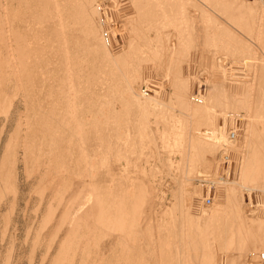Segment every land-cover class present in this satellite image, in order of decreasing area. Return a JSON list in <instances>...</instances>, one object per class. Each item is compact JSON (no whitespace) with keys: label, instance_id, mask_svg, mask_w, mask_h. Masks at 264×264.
I'll list each match as a JSON object with an SVG mask.
<instances>
[{"label":"bare ground","instance_id":"1","mask_svg":"<svg viewBox=\"0 0 264 264\" xmlns=\"http://www.w3.org/2000/svg\"><path fill=\"white\" fill-rule=\"evenodd\" d=\"M117 1L7 0L5 11L0 8L8 16V29L2 32L0 23V63L9 67L16 93L19 79L27 92L15 128L5 131L7 117L0 122V215L5 224L0 234H7L22 186L34 177L42 211L28 249L32 253L44 246L39 264L46 263L50 249L48 264H216L215 251L223 249L224 264H264V219L246 213L245 201V191H264V58L256 55L257 50L264 53V1L130 0L132 10L124 14L117 13ZM215 13L228 15L234 24L217 25ZM231 40L240 48L232 54H253L249 73H232L227 81L231 71L227 76L224 66L215 73L210 67L201 73L204 81L196 80L189 71L191 54L205 45L213 52L216 47L227 51ZM147 66L156 69V78L170 79L168 99L160 97L154 76L155 83L146 82L154 70L145 74ZM218 95L221 102L213 105ZM3 100V108L8 107ZM237 108L246 115L238 139L235 131L224 135L218 123ZM224 139L230 140L219 149ZM224 148L240 152L235 176L200 177L214 186L223 184L222 204L207 208L191 172L200 161L216 172ZM165 150L181 155L180 177H173L178 185L169 201L168 181L156 177L169 174L174 165ZM221 159L230 162L226 151ZM120 160L122 168L116 171L113 162ZM185 221L192 225L190 235L183 233ZM29 232H24L27 238ZM215 238L224 239L218 251ZM11 246L6 264L12 260Z\"/></svg>","mask_w":264,"mask_h":264},{"label":"rangeland","instance_id":"2","mask_svg":"<svg viewBox=\"0 0 264 264\" xmlns=\"http://www.w3.org/2000/svg\"><path fill=\"white\" fill-rule=\"evenodd\" d=\"M6 1L7 0H0V8H3V9H1V11L2 10H4V8H5V6L7 5L6 4ZM121 1V2H120ZM126 1V2H125ZM240 1H242V0H240ZM254 1H258V0H243V2H245V3H249V2H254ZM262 1H264V0H262ZM122 2H125V3H123L124 5H122L121 3ZM119 3V4H118ZM126 4V5H125ZM117 5H119L118 7H119V10H118V12L117 13H123L124 14V12H127V11H130V10H132V4H131V2H130V0H118L117 1ZM127 7V8H126ZM131 8V9H130ZM130 9V10H129ZM18 10H19V12L18 13H22V14H19L18 15V13H17V15L18 16H20L21 17V19L23 18V16H24V7H22L21 9L20 8H18ZM0 11V14H1V16H0V23H2V29H1V31L3 32V30L4 29H8V16H7V13L5 12H1ZM5 11V10H4ZM109 12V11H108ZM110 14V12L108 13V15ZM218 14H220V13H218ZM218 15L215 13L214 14V17H216V21L215 22H217V25L218 24H220V21H223V23H225L226 25H229V22L230 23H232V24H234V22L230 19L229 20V17H227V19H226V16H228V15H226V14H224V13H221V16L219 15L218 17H217ZM109 17V16H108ZM220 17V18H219ZM222 17V18H221ZM17 23L19 22V17L17 18ZM218 20V21H217ZM21 22L20 23H18V24H21V25H19V26H21V27H23L24 25H22V24H25V22L24 21H22V20H20ZM228 21V22H227ZM4 22H6V23H4ZM222 22H221V24H223ZM216 24V23H215ZM224 25V24H223ZM21 27H20V29H21ZM238 32V31H237ZM8 33H9V31H8ZM218 33V32H217ZM239 33V36H242V34H241V32H238ZM6 34H7V32H6ZM244 39H246V41H247V38H245L244 36H242ZM254 39V38H253ZM227 41H229V40H227ZM249 42H250V40H248ZM231 42V43H230ZM229 42V44H227L228 46L229 45H231V47L233 48V49H229V48H231L230 46L229 47H227L228 48V50L227 51H229L228 53H227V51H223V50H221L219 47H216L215 49H214V52H213V48L211 49L212 50V55H210V52L209 51H211V50H209L210 48H208V47H206V45L204 46L205 48H200V49H203V51L202 50H200V51H198V52H200V53H195V54H198V55H196L195 56V54H191L192 55V60L190 61V63L192 64L191 66L193 67H191L190 66V70L189 71H192L191 73H193V76L195 77L196 76V80L198 79V80H200V81H204L205 79H203L202 77H203V75H201V73H205L204 71H206L205 69H210V71L212 70V68H213V72L215 73V71L218 69V68H222V71H224V69H227V70H225V72L224 73H226L227 74V76H228V72H230L231 71V74L227 77V79L229 78V77H232V73H237V75L238 76H240V75H242L243 77H244V75H246V73L245 72H247V74L249 73V65H248V61L251 59L250 57H252V53H250L249 55H248V53H242V55H238V54H232V51H238V50H240V48L238 49L237 48V46L238 45H233L232 43H233V41L231 40ZM250 43H252V42H250ZM233 45V46H232ZM234 46H236V47H234ZM262 50L261 51H264V44H262ZM208 48V49H207ZM254 48V47H253ZM206 49V50H205ZM258 49V48H257ZM209 50V51H208ZM219 50H221V52H219ZM231 50V51H230ZM207 51H208V53H207ZM217 51V52H216ZM203 52H205V55L203 54ZM225 52H226V55H225ZM215 53H217L216 55H215ZM218 53L220 54V55H218ZM223 53V54H222ZM263 53V52H262ZM259 50H257V52H256V55L257 56H262V58H264V53H263V55H260V54H262ZM201 54V55H200ZM207 54V55H206ZM229 54V55H228ZM199 55L201 56V57H199ZM255 55V56H256ZM205 56V57H204ZM214 56H216V59H214ZM246 56V57H245ZM250 56V57H249ZM196 57V58H195ZM199 59H198V58ZM218 57V58H217ZM225 57V58H224ZM244 57V58H243ZM194 58H195V61H193L194 60ZM210 58H212V60L210 59ZM221 58H223L222 60H221ZM239 58V59H238ZM202 61H201V60ZM241 59V60H240ZM197 60V61H196ZM205 60V61H204ZM211 60V61H210ZM216 60V62H217V60H218V62L216 63V62H214ZM244 60V61H243ZM252 60V59H251ZM200 61H201V63H200ZM207 61V62H206ZM193 62L195 63V62H199L198 64L200 65H198V64H196L195 63V65L193 64ZM212 62H214V64L216 63V64H220V66L218 67V66H216V64H215V66H216V69H215V66H213L214 64H211ZM240 62V63H239ZM205 63L207 64V65H205ZM210 63V64H209ZM222 64V65H221ZM246 64V65H245ZM196 65H198L199 66V71H198V68L195 70V66ZM211 65V66H210ZM149 66H153V65H149ZM198 66H196V67H198ZM206 68H205V67ZM222 66V67H221ZM225 68H224V67ZM248 66V67H247ZM210 67H212V68H210ZM247 67V68H246ZM203 68V69H202ZM224 68V69H223ZM148 69V66L146 67V68H144V72H145V74H149V72L148 71H146ZM154 68L152 67V68H150V70L149 71H151V70H153ZM191 69H193V70H195V71H193V70H191ZM243 71H242V70ZM247 69V70H246ZM156 69H154L153 71H155ZM158 70V69H157ZM207 70V71H208ZM235 70V71H234ZM236 70H241V72H239V71H236ZM246 70V71H245ZM153 71H151V79H149V75L147 76L146 75V82H148L149 80H151L153 83H155V82H157L156 84H158V85H161V89L159 88V91L161 90V93L163 92L164 93V95H163V93L161 94L160 93V97L161 98H165V100H166V98L168 99V93L167 92H169V88H170V79L169 78H167V77H165V78H163L162 80L160 79V78H156L155 77V73H156V71L153 73ZM210 71H208L207 72V74H209V72ZM195 72H199V73H196V75H195ZM243 72V73H242ZM210 73H212V72H210ZM197 74H198V78H197ZM200 74V75H199ZM244 74V75H243ZM153 76H154V81H153ZM241 76V77H242ZM148 78V79H147ZM202 78V79H201ZM158 79H160V81L158 80ZM166 79V80H165ZM167 79H169V80H167ZM230 79H228L227 81H229ZM22 82H24L22 79H19V89L17 90V93H16V86H15V84H14V78L12 77V75L10 74V71H9V67L5 64V62H2V63H0V90H2L1 92H0V96H1V98L2 97H4L7 101L5 102V99L3 100L6 104H8V107H6V106H4L5 108H3V102H2V100H1V102H0V104L2 103V107L0 108V110L1 111H3L4 110V112H3V114H2V112L0 113V122L3 120V118H5V117H7V119L9 120H7V124H6V126H5V131H7V132H9V130H12L13 129V126H14V128H15V126L17 125L16 123H17V115L19 116V114H18V110L19 111H22V112H24L25 111V109H24V100L22 99L23 98V96H24V93H25V95H27V92H24V91H26V90H24L25 88H23V87H25V85H23V83ZM199 83V82H198ZM169 84V85H168ZM163 85V86H162ZM167 85V86H166ZM141 86H144V83H142V85ZM195 86V85H194ZM21 87V88H20ZM160 87V86H159ZM195 88V87H194ZM162 89H163V91H162ZM205 89V88H204ZM4 90V91H3ZM203 90V89H202ZM204 91V90H203ZM16 93V94H15ZM15 94V95H14ZM165 94H166V96H165ZM13 95V96H12ZM15 97V99H13V100H11V98L12 97ZM222 96L221 95H218V96H216L215 98H213V102H212V104L214 103V104H219L220 102H221V98ZM21 99V100H20ZM216 99V100H215ZM9 101H10V103H11V105H10V103H9ZM22 102V103H21ZM213 104V105H214ZM217 104V105H218ZM216 105V106H217ZM219 108V107H218ZM21 109V110H20ZM237 109H240V110H237ZM235 111L234 110H232L233 112H228V113H226V112H224V111H221V113L223 112V113H226V116L223 118V121L221 120H218V123H220L221 125H222V127H223V129H225V130H223L222 129V131H224L223 132V134L225 135V134H228V131H235V138H239L240 136H241V134H242V129H243V126H244V117L246 116V115H244V110H241V108H237ZM6 110V111H5ZM230 110V111H231ZM7 112V113H6ZM235 112V113H234ZM238 112V113H237ZM6 113V114H5ZM3 116V117H2ZM13 116V117H12ZM243 118V119H242ZM21 119H23L22 117H21ZM152 119V118H151ZM219 119V118H218ZM222 119V118H221ZM225 119V120H224ZM152 121V120H151ZM154 124V122L152 121L151 122V127L154 129L155 128V124ZM16 124V125H15ZM241 128V129H240ZM239 129V130H238ZM224 138H226V136H224ZM234 138V139H235ZM226 140H227V142H228V140H230V139H224V141L222 140V141H220V143L221 142H223V144H221V145H219V149L220 148H222V147H224L225 145L227 146V143H226ZM225 142V143H224ZM225 146V147H226ZM225 149V148H224ZM172 151V152H171ZM174 151V152H173ZM224 151H226L227 153H228V155H229V157H230V162L227 164L226 163V160L227 159H221L222 158V152H224ZM221 152V151H220ZM219 155V159L218 160H221V161H219L220 163H219V165H220V167L218 168V170H216V172H212L213 171V169L211 168V169H209L208 168V170H207V168L206 167H203V165L200 163V162H196V164H195V166L193 167V169H195V170H193L194 172H191V173H193L192 175L194 176V178H193V182H192V184L194 185V187H198L201 191H202V193H201V198H200V203H201V205H203V206H205V207H207V208H209V207H212V206H214L215 205V203L216 204H222L221 202H222V200H223V196H221L222 195V190L221 189H223L222 187H221V185H223L222 183L221 184H219L220 186L218 187V186H214L215 184H213L210 180H209V182L208 181H205V180H202L201 178H202V176L205 174V173H207V176L208 177H211V175L213 176L214 174H216V175H214L213 177H219V176H222L223 178H224V180H227V179H229V180H231L232 178H233V176H235V172H236V170H234V169H236V166H235V164H236V162L239 160V157H240V152H238V150H234V151H231L230 149L227 151L226 149L225 150H223ZM180 152H178V151H176V150H165V152H164V156L165 157H170L171 158V161L174 163V165L173 164H171V165H173V166H171L172 168L170 169V171H169V174L168 173H159V175L158 174H156L157 176V179L158 178H162L161 180H162V182H165V181H168V183L167 182H165L164 184H168V186H170V190L167 192V200L169 201L173 196H172V193H173V191L174 190H176V188H177V185L178 184H175V181L173 180V177L175 176V177H177V178H179L180 177V175L178 176V174H180V170H179V167H178V165H179V163H181L180 162V157H181V155L179 154ZM236 153V154H235ZM175 154V155H174ZM170 155V156H169ZM173 155V156H172ZM173 159H175V160H173ZM196 161H198V160H196ZM236 161V162H235ZM123 162H124V160H120V162L118 161H116V163H114L113 162V169H115L116 171L117 170H120L122 167H121V165L123 164ZM177 162V163H176ZM235 163V164H234ZM238 163V162H237ZM178 164V165H177ZM198 164V165H197ZM200 164V165H199ZM230 164V165H229ZM197 165V166H196ZM228 165H229V167H228ZM238 165V164H237ZM177 166V167H176ZM119 167H120V169H119ZM201 167H203V168H201ZM177 168V169H176ZM201 168V169H200ZM205 168V169H204ZM234 168V169H233ZM205 170V171H203L202 172V170ZM176 172H175V171ZM179 170V171H178ZM211 171V173H209L210 171ZM233 170H234V172H233ZM175 172V173H174ZM200 172V173H199ZM228 172V173H227ZM161 174V175H160ZM197 174H199V175H197ZM234 174V175H233ZM167 175V176H166ZM229 175V176H228ZM198 176V177H197ZM206 176V177H207ZM104 177H105V175H104ZM166 177V178H165ZM201 177V178H200ZM203 177H205V176H203ZM34 177H32L31 179H30V181L29 182H27V183H25V184H23V186H22V197L20 196V198H19V201H18V203H17V206L15 207V209L17 210H13L12 212H14V214L12 213H10V216H11V218H10V221H9V224L7 225V226H9V227H7L6 229H5V231H7L8 229V231L6 232L7 234H4V235H6V237H4V235L2 236V234H0V236H2V239L0 238V246H1V250H0V264H4L5 263V257H6V255L8 254V251H9V249H10V245H12L11 246V249L12 248H14V249H12L13 251L11 252V254H13V256L12 257H10L12 260H10L9 262H10V264H39L40 263V258H41V256L43 255H41V253L43 252V249H45L44 248V246L43 247H41V246H37V247H35V251H33L32 253H31V247L33 246L32 245V240H33V234H34V232L33 231H35L34 229L36 228V224H37V216H39L40 215V213H41V211H42V204L40 203L39 204V207H37V204L36 203H38V200L37 199H39V195H38V192L36 191H34L33 190V184H34V182H35V179H33ZM33 179V180H32ZM33 181V183H31ZM172 181V182H171ZM171 182V183H170ZM177 183V182H176ZM174 184V185H173ZM217 185H218V183H217ZM32 186V187H31ZM201 186V187H200ZM221 187V188H220ZM218 188V189H217ZM220 188V189H219ZM30 189H32V190H30ZM218 191H220V192H218ZM256 191V192H255ZM25 192V194H23ZM27 192H28V195H27ZM34 193L33 194V196H32V193ZM246 192V194H245V198H247V199H245V201H246V203H248V205H247V208H248V210L246 211V213H250V215H251V213L252 214H257L256 216H258L259 218L257 219V221H263V219H264V197L262 196V194L264 195V191H261V190H250V191H245ZM252 192V193H251ZM221 193V194H220ZM36 194H37V196H38V198H37V196H36ZM214 194V195H213ZM250 195L251 196V198H250V196H248V195ZM25 195V196H24ZM30 195V196H29ZM217 195V196H216ZM247 195V196H246ZM254 195V196H253ZM23 196H24V198H23ZM29 196V197H28ZM32 196V197H31ZM171 196V197H170ZM207 196H210V198H211V202L210 203H206L205 202V199H206V197ZM263 197V198H262ZM170 198V199H169ZM220 201H219V200ZM23 200V201H22ZM28 200V201H27ZM30 200V201H29ZM216 200V201H215ZM26 201V202H25ZM256 203H255V202ZM20 202V203H19ZM22 202V203H21ZM35 204H34V203ZM204 202V203H203ZM217 202H219V203H217ZM24 203H25V205H26V203H27V205L25 206L24 205ZM28 203H29V205H28ZM31 203V204H30ZM19 204V205H18ZM213 204V205H212ZM34 205H36L35 207H34ZM41 205V206H40ZM207 205V206H206ZM254 205V206H253ZM255 205H256V207H255ZM21 206V207H20ZM33 206V207H32ZM259 206V207H258ZM18 207H19V209H18ZM26 207V208H25ZM37 207V209H35ZM23 210H22V209ZM30 208V209H29ZM246 208V209H247ZM257 208V209H256ZM26 209V211H24ZM29 209V210H28ZM33 209H34V211H33ZM40 211H39V210ZM6 209H4L3 207L1 208V213H3L4 211H5ZM32 210V211H31ZM194 209H191L190 210V212H192ZM19 211V213H17ZM20 211H21V213H20ZM27 211H28V213H27ZM29 211H31V212H29ZM252 211V212H251ZM22 212H24V213H22ZM35 212V213H34ZM30 213V214H29ZM38 213V215H36ZM26 214V215H25ZM34 214V215H33ZM13 215H15V216H13ZM22 215H24V216H22ZM19 216V217H18ZM27 216V217H26ZM34 216H35V219H34ZM24 217V218H23ZM13 218V219H12ZM17 218V219H16ZM23 219H24V221H23ZM261 219V220H260ZM4 218H3V216H2V218H1V215H0V228L2 229L3 227V225H5L4 224ZM178 221H177V225H179L178 224V222H180L179 221V219H177ZM19 221V222H18ZM10 222H12V223H10ZM16 222V223H15ZM264 222V221H263ZM2 223V224H1ZM15 223V224H14ZM32 223H34V224H32ZM18 224V225H17ZM32 224V225H31ZM258 224L259 223H255V224H253V226L254 227H256V225L258 226ZM26 225H28V226H26ZM31 225V226H30ZM184 230H183V233H185L186 235L187 234H189L190 235V231H191V228L190 227H192V225H190V223H189V221H185L184 222ZM190 226V227H189ZM13 227H16L14 230H13ZM262 227H264V225H262ZM1 229H0V233H1ZM190 229V230H189ZM27 230H29L30 232H29V235H28V238H30V240H28V238L26 237V233H27ZM177 230H179V228H177ZM21 231V232H20ZM32 231V232H31ZM185 231V232H184ZM264 231V230H263ZM14 233V240H12L11 238H9V237H11V234L10 233ZM24 232H26V233H24ZM31 233V234H30ZM9 234V235H8ZM15 235H16V237H15ZM18 237V238H17ZM24 237H25V239H24ZM32 237V238H31ZM5 238V239H4ZM224 238V237H223ZM223 238H218V240H217V238H215L213 241L215 242H212V245H216L217 244V246L215 247V245H214V250H217L218 251V249L219 248H223L221 245H223L224 244V239ZM22 240H25V242L23 241V242H21ZM174 240H176V239H174ZM188 240H190V239H188V238H186V241H188ZM222 240H223V242H222ZM3 241V242H2ZM6 241V242H5ZM16 241V243H17V245H13V244H16V243H13V242H15ZM216 241L218 242L219 241V243L221 242V243H223V244H218V243H216ZM10 242V243H9ZM27 242V243H26ZM22 245H21V244ZM31 243V244H30ZM10 244V245H9ZM29 245V246H27V245ZM4 245H6V246H4ZM218 245H220V246H218ZM13 246H15V247H13ZM17 246V247H16ZM5 247V248H4ZM28 247H30L31 249H28ZM39 247H40V250H39ZM217 247H219V248H217ZM17 250H16V249ZM20 248V249H19ZM38 248V249H37ZM43 248V249H42ZM217 248V249H216ZM7 249V250H6ZM16 250V251H15ZM22 250V251H21ZM30 252H29V251ZM220 250V249H219ZM229 250H231V249H229ZM15 251V252H14ZM18 251V252H17ZM38 253H37V252ZM224 251V249L223 250H221V252H223ZM250 251H252V252H255V248H253V249H251ZM14 252V253H13ZM52 252H53V249L51 250L50 249V251H49V254L51 253V255H52ZM221 252L220 251H218V252H216L215 251V255H216V257L218 258H216V262L217 261H220L219 263H216V264H224L223 262H225L224 261V259L225 258H222L223 257V255H226V254H221ZM2 253V254H1ZM4 253H5V256H4ZM26 253V254H25ZM39 254V255H38ZM49 254H47V256H46V259H45V261H44V263L45 264H48V261L50 260V257H51V255H49ZM222 256H221V255ZM19 255V256H18ZM26 255V256H25ZM29 255V256H28ZM30 255H32L33 257H30ZM35 255H37V256H35ZM49 255V256H48ZM259 254L258 253H256L255 252V255H253V257L254 258H257V256H258ZM14 257V258H13ZM17 257H19V258H17ZM21 257V258H20ZM28 257V258H27ZM30 257V258H29ZM2 258V259H1ZM3 258H4V260H3ZM38 259V261H36L37 259ZM17 259L19 260V261H17ZM20 259H22V261L20 260ZM29 259H30V261H29ZM35 259V260H34ZM13 260H15V261H13ZM13 261V262H12ZM24 261V262H23ZM34 261H35V263H34ZM223 261V262H222ZM29 262V263H28ZM32 262V263H31ZM38 262V263H37ZM6 264V263H5ZM9 264V263H8Z\"/></svg>","mask_w":264,"mask_h":264},{"label":"built area","instance_id":"3","mask_svg":"<svg viewBox=\"0 0 264 264\" xmlns=\"http://www.w3.org/2000/svg\"><path fill=\"white\" fill-rule=\"evenodd\" d=\"M205 202H206V203H210V202H211V198H210V196H207V197H206Z\"/></svg>","mask_w":264,"mask_h":264}]
</instances>
